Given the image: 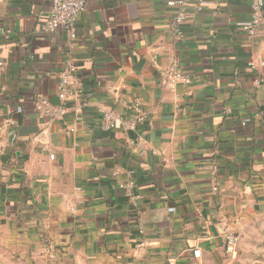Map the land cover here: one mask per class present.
I'll return each mask as SVG.
<instances>
[{"label":"crops","instance_id":"crops-1","mask_svg":"<svg viewBox=\"0 0 264 264\" xmlns=\"http://www.w3.org/2000/svg\"><path fill=\"white\" fill-rule=\"evenodd\" d=\"M169 2L86 0L69 41L44 30L52 0H0V264H264V33L240 27L250 0H207L178 38ZM69 56L50 120L33 103H58ZM174 61L190 84L163 81ZM134 103L135 131L102 128Z\"/></svg>","mask_w":264,"mask_h":264},{"label":"built area","instance_id":"built-area-1","mask_svg":"<svg viewBox=\"0 0 264 264\" xmlns=\"http://www.w3.org/2000/svg\"><path fill=\"white\" fill-rule=\"evenodd\" d=\"M195 3L198 9L201 10L207 0H170L169 5L177 9V14L173 19L172 26L178 38L183 37V25L187 20V6ZM251 14L250 18L240 24L241 29L249 39L257 38L264 33V0H250ZM86 0H52V7L49 13V20L46 23L44 30L46 32H54L57 29L63 28L66 32L69 41H74L77 38L75 24L80 14L85 10ZM0 63V68L2 67ZM77 66L72 57H68L59 74V89L57 92L58 103L54 104L47 98H38L34 101L35 111L50 120L64 119L72 112L70 101L77 94ZM163 81L166 84H190L191 78L184 72L180 62L174 61L161 74ZM127 116H121L112 111L98 110L102 119V128L106 131L114 130L118 123L122 124L125 131H135L139 124L145 121L146 115L139 107L138 103H134ZM82 121L81 118H77ZM6 125L11 128V140L16 137L14 133L17 124L15 120L7 119ZM74 132V128L67 129ZM54 159V156H51ZM131 180L126 184L125 188L131 198H137L132 192L136 188L134 173L129 172ZM236 239L233 236L228 237L227 253L233 254L236 248Z\"/></svg>","mask_w":264,"mask_h":264},{"label":"rangeland","instance_id":"rangeland-1","mask_svg":"<svg viewBox=\"0 0 264 264\" xmlns=\"http://www.w3.org/2000/svg\"><path fill=\"white\" fill-rule=\"evenodd\" d=\"M202 262H199L198 264H225L223 261H221L220 259L217 258H208V259H204L201 260ZM231 261V260H230ZM227 264V263H226ZM231 264V263H230ZM243 264H248L245 261L243 262Z\"/></svg>","mask_w":264,"mask_h":264},{"label":"trees","instance_id":"trees-1","mask_svg":"<svg viewBox=\"0 0 264 264\" xmlns=\"http://www.w3.org/2000/svg\"><path fill=\"white\" fill-rule=\"evenodd\" d=\"M244 124H246V123L244 122ZM4 161L5 162H8L9 161V158L8 157L4 158ZM20 175L22 176V174H20Z\"/></svg>","mask_w":264,"mask_h":264}]
</instances>
